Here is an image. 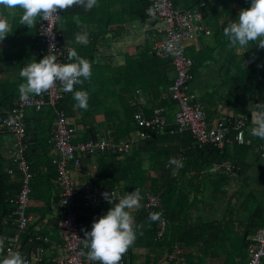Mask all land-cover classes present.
Masks as SVG:
<instances>
[{"label":"built area","instance_id":"2783aa9c","mask_svg":"<svg viewBox=\"0 0 264 264\" xmlns=\"http://www.w3.org/2000/svg\"><path fill=\"white\" fill-rule=\"evenodd\" d=\"M147 1L145 17L123 24V30L142 35L151 31V51L161 59L170 60L175 77L168 89L161 93L160 100L174 102L176 109L172 119L166 118L165 110L160 106L153 107L152 115L147 117L140 106L147 104L151 97L134 95L130 103L138 108L133 114L136 128L129 136L117 141L106 137L74 143L76 130L65 112L57 108L66 93L59 81L40 94H29L26 99L17 98L11 108L6 110L4 115H0V130L7 132L13 139L12 149L5 152L3 159H0V172L8 174L12 179L17 175L20 182L17 197L9 202L12 206V215L16 219L17 232L8 238L3 250L6 254L8 248L18 249L22 244V235L32 230L37 246L32 248L28 257L23 258V264H100L98 260L92 261L86 256L87 249L83 246L81 238L88 227L79 219L77 210L80 206L106 208L111 205L101 195L105 191L103 186L79 182L72 176L71 168H78L83 158L98 157L103 154L120 158L128 154L136 143L150 141L153 136L166 133L171 136L187 134L193 140V147L198 148L211 145L223 150L235 144L251 143V140L246 138V134L254 135L252 129L257 126L252 113H250V121L243 113H230L224 119L220 118L212 122L208 119L196 93L190 89L193 61L186 53L185 44L201 35L212 33L200 12L204 4L200 3L192 9H184L175 7L171 0ZM55 14L58 16L40 19L34 50L38 60L51 51L50 44L55 45L53 51L60 61H66L68 49L73 48L61 28L62 9L57 8ZM258 47L262 46L258 45ZM44 106L50 108L54 115L49 162L55 170L53 185L57 190L55 211L59 245L43 236L40 233L41 226L36 224L34 218L27 213L31 205L33 174L27 160L29 146L25 139L24 116L27 110L32 108L41 110ZM107 135H110V131H107ZM186 149L180 147L177 155V159L182 161V164L185 161ZM255 152L264 154V138L261 137ZM215 169L228 178L234 177L239 171V167L229 159L216 164ZM108 191L115 200L124 193V190L117 186ZM142 198L145 212L160 208L162 205L160 195L158 193L153 195L150 190H147ZM166 223L165 218H160L156 230V238L159 240L164 237ZM248 241L246 264H261L264 257V227L257 229ZM184 254L181 247L174 245L156 264H186ZM119 264H128L127 256L122 254Z\"/></svg>","mask_w":264,"mask_h":264},{"label":"crops","instance_id":"0c3cea01","mask_svg":"<svg viewBox=\"0 0 264 264\" xmlns=\"http://www.w3.org/2000/svg\"><path fill=\"white\" fill-rule=\"evenodd\" d=\"M171 1L173 2V4L177 5H175L176 7L179 8H190L197 3V0ZM203 1L204 0H202L201 2ZM208 1L214 2V0ZM97 2H99V0H97ZM96 5H94L91 9H85L82 4H73L72 6L64 8L67 12L66 17L63 16L61 20V28L67 35L69 42H72L71 44L73 48L78 49L82 47H89L93 37L96 35V32H98L96 29V23L100 21L99 18H97V16L95 15L96 10L94 7ZM120 9H122V4L119 0H116V2L113 3L111 10L119 11ZM219 11L220 8L218 6L217 12L219 13ZM21 13L22 9H20L19 6L0 8V15L6 16L8 18L11 27V32L6 34V37H4L3 40H0V98L2 97V95L10 94L12 91H14V93L16 94H19L18 85L23 80V78L19 75L20 69L25 64L34 59L33 57H31L32 55H34L33 51V54L31 56H26V54H28V50L30 49L31 45L35 44L34 27L36 26L39 18H37V21L34 24L28 26L21 23ZM123 24L125 23H122L121 25L111 24L109 25L110 27L108 26V28H110L108 31L106 30L103 35H99L94 45L97 47L93 58L94 64L106 65L111 67L112 69L118 70L124 65L125 55L130 46L144 47L146 45L145 36H141L138 33L125 32L123 30ZM80 32H87V44H81L76 40V35ZM214 37L215 36L202 37V41H205V43H207L209 48L212 50V54L210 57H206V60L203 61V64L197 70V75H199L197 88H199L201 93V95L199 96V92L197 91L198 97L202 98V100L200 99V102L202 103L208 119L212 122L224 117L226 114L235 113V111H233L232 109H228L226 108V106H224V104H226V102L223 101L225 98L221 100L217 98V95H219L218 93L213 94V99H210V101H208L209 97L211 96V94L207 93L210 92V88L206 89L207 85L209 84V76L212 75L215 77V72L218 73L220 68V65H218L216 62L218 56H216V51L219 50V46L216 43ZM202 38H199L195 42L186 43L188 54L191 55L200 51V42H202ZM150 46L151 44L146 47L149 48ZM79 51L84 52V50H78L77 52L79 53ZM169 71L174 76V71L171 67L169 68ZM107 75L108 72L104 71V77H107ZM100 76L103 77V72L100 73ZM98 86V84H94L89 88L87 108H80L77 106V103H74L73 109L70 107V110H66L68 120L76 130V138L79 139L84 136L85 138H90L93 135L98 138L109 137L114 141L125 138V134H122L121 132L122 130H118V128L120 129V125L117 122L118 114L110 113L111 111L120 109L119 102L115 98H108L103 95L104 91L99 90L100 87ZM221 88L222 90L226 89L223 87ZM94 92L97 93V96L95 94L94 96L91 94ZM131 95L132 94L124 93L123 98L127 102V105L129 104L130 107H133L129 102L131 100ZM213 100H216V105ZM253 102L254 104L257 103L256 101ZM252 103H249V106L247 108L248 110H250V113L254 111L253 108H250ZM155 105H158V103H156ZM47 111L48 108L45 110L43 115L48 116ZM255 111L257 115V110ZM26 116L28 118L30 116V112H28ZM172 116L173 113H171L168 118L171 119ZM42 120L43 122H41ZM32 124L33 126L35 125L36 128L40 130V132L44 131L41 134L42 138L46 139L47 136L50 135L49 132L51 131V123L46 120V117L38 116L36 118V121H34ZM107 131H110L109 136L107 135ZM12 140L13 139L11 135H9L5 131L0 130V159H3L5 152L12 149ZM158 146H163V148H166V150L174 154L175 152H177V150L175 149L179 147V142L174 140L172 142L159 143ZM124 157L121 156L120 158H113L109 157L107 154H103L98 157H85L82 159L78 168H71V173L75 180L79 182H88L94 186H98V183L96 181L98 162L101 160L105 164H107V166H110L118 161H123ZM175 157L177 158V155ZM263 157L264 154L260 155L253 152L252 155L248 154L246 156L245 161L249 166L250 164L252 165V163L257 165V162H260V164L258 165L259 167L263 166L264 164ZM27 160L30 163L31 168L32 165H34L33 169L35 174L32 181V183L34 184V188H32L31 205L27 210V213L34 218L36 224H39L41 226V234L48 237L56 245H59L60 238L56 229L57 215L55 211V204L57 202V190H55L54 188L52 179L55 170L54 168L49 167L48 161L45 162L43 152L33 151L32 153H29L27 155ZM184 164L182 167H184L187 163L185 165ZM206 167L202 170L200 169L201 167H197L195 169H187L183 178L179 179V181L177 180V186H181V192H184V195L186 196H191L190 200L192 202L189 201L190 211L187 210L185 214L181 213V215H179V217L173 221L167 219L168 227L166 234H168V236L170 237L177 233L181 234L187 230H193V234H197V240L195 242L188 243L187 245H182V248L185 252L187 264L188 261L191 264H224L226 260H229L230 263L228 264H246L248 256L245 249L243 250L244 252H241L239 255L235 256L233 260H231L232 257L229 255H231V253H234V251L236 252V247H239V244H237V242L238 240H240L239 238H242L245 228H247V223L243 220H233L232 216H230L229 214L224 215L222 218H220L219 216L206 215L204 213L208 204H206L204 198L199 200L200 202L197 200L198 196H203L201 192H207L211 188H213V191H219L225 186L226 189L230 184L233 186L234 191L236 192L239 189L240 185V189L242 188V184L237 185V181L231 182L230 180L226 181L227 183L225 181L223 183H220L217 178H213L212 176H210L209 178L208 175L211 171L214 170L209 168V166ZM243 171L245 172V170ZM174 173L176 172L174 171L173 174ZM153 175L155 176L154 173L152 174V176ZM49 182H52V184L49 185ZM244 182V190L252 191V188L246 187L251 183L250 179H245ZM115 185L124 191L131 190L130 187L128 188V186L122 182H117L115 183ZM149 186L150 185L148 182L144 183V187L149 188ZM18 187L19 182L17 175L15 177V180H8L6 188L8 189L7 192L10 198H13L17 195ZM181 195L182 194L179 193V197H181ZM250 195L251 192H248L249 197ZM260 198L261 197H259V199ZM212 200H215L214 195L209 198L210 202H212ZM254 200V202H256V199ZM196 202L197 205L194 206ZM210 207L212 206L210 205ZM108 208L80 206L78 207L77 214L79 219L85 222L88 229H90L91 221L106 212ZM142 209L143 198H141L139 206L131 210L135 223L141 225V227L137 230V236L133 244L126 250V252L123 253V255L127 256L128 264H156L167 253V249L165 246L160 248L153 247L145 239L144 234L146 233L147 225L150 226L151 229L152 226L150 225L151 221L142 219ZM255 230V228L250 229V231L246 235V243L251 235L255 232ZM16 232V219L12 215L11 206H9L7 209V213L4 215V217H2V219H0V242H2V244H0V247H2V249H4V246L7 244L8 238L16 234ZM33 236L34 233L32 230H29L28 233H24L22 235V244L18 247V250L21 252L23 258L28 257L31 253L32 248L37 246V243L34 241ZM190 253L192 254L190 255ZM55 254L57 255L58 253Z\"/></svg>","mask_w":264,"mask_h":264},{"label":"trees","instance_id":"16d2710c","mask_svg":"<svg viewBox=\"0 0 264 264\" xmlns=\"http://www.w3.org/2000/svg\"><path fill=\"white\" fill-rule=\"evenodd\" d=\"M119 1L122 4V9H120L119 11L111 10L113 3L116 2V0H99V2H97L98 4L94 7L96 10L95 15L97 16V18H99L100 21L96 23V29L98 32H96V35L93 37L89 47H82L78 49L75 48L77 51L84 50V52L79 51V54L90 61L92 72L89 78H81L84 80L83 84L74 85V88H83L88 92L90 87H92L94 84H98V87H100L99 90L104 91L103 95L108 98L112 97L117 99L120 104V109L114 110L113 112L111 111L110 113L118 114L117 122L120 125V129L118 128V130H122V134H125V137H127L136 128L133 121V114L138 110V108H135L134 106L130 107L129 104L127 105V102L123 98L124 93L132 94L135 91H139V95H142V97H151L147 105L140 106L141 110L146 113L147 117H150L152 115V109L155 106L164 108L165 115L169 117L171 115V112L169 110L172 106L175 105L170 100H160V96L161 92L171 85L174 76L169 71V68H172L170 61L158 59L153 54H150V47H146L151 44V31H147L144 33V36L146 37V45L144 47L130 46L128 48L125 55V63L118 70L112 69L108 66L106 67V65H96L93 63L94 54L97 49V47L94 46L95 42L98 39L99 35H103L106 30L108 31L110 29L108 28L109 25H121L122 23L133 22L145 17V10L148 6L147 0ZM201 1L202 0H197V3L195 5L190 8L184 9H191L197 4L201 3ZM202 3L204 4V7L200 9V12L202 14L203 21L205 22V24L207 23L206 25L213 31L211 36H215L214 38L219 46V49L222 50L223 48L225 52V58H223V61L221 62L219 72H215L216 76H222L223 78L221 77L218 82L213 83L212 85H207L206 89L210 88V92L207 93L211 94L209 99H207L208 101H210V99H213V94L218 93L219 95H217V98H219L220 100L225 98L223 101L226 102V104H224V106H227L226 108L232 109L233 111L236 110V114H245L248 118V121H250V110L247 109L249 103L253 101L259 103L264 102V46L258 47V44H255L258 43V41L250 42L249 48L246 49L247 53L244 55L240 54L243 55L242 57L240 55L238 56L234 53V49L237 46L228 47L227 38L222 31L223 26L236 18L235 16L238 14L239 10L242 7L248 6L249 0H214V2L204 0ZM173 5L175 6L176 4ZM218 6L220 8L219 13L217 12ZM66 12L67 11L65 9H62V15L64 17H66ZM39 22L40 18L36 26L34 27L35 44L31 45L26 56H31L36 48L37 28ZM202 40L203 38L201 39V41ZM200 45L201 48L198 53H193L191 55L189 54L193 61V67L191 70L192 79L189 82L191 90L193 85H195L192 80L194 79V76L197 75L198 67L203 64V61L206 60V57H210L212 54V50L209 48L207 43H205V41L200 42ZM238 49L244 50L240 47ZM31 57L36 58L35 55H32ZM246 61H250L247 66L244 65ZM104 71L108 72L107 77H104ZM101 72H103V77L100 76ZM221 87L228 90H222ZM94 93L91 94L94 96ZM108 93H110L109 96ZM18 97H20V95L14 93V91H12L8 95H2V97L0 98V115H4V111L9 110ZM198 100L201 101L202 98L200 100L198 97ZM131 101H133L132 97L129 102ZM74 103H76V101L73 99L72 93L66 92L62 100H60V102L58 103L57 108L62 109L67 115V109H69L70 107L73 109ZM156 103H158V105H155ZM216 104L217 102H215V105ZM47 108L48 107L44 106L41 110H35L34 108H32L26 111L24 116L26 131L25 139L26 143H28L29 146L27 155L29 153H32L33 151L43 152L45 162L48 161L49 167H51L49 162V151L51 145L50 138L52 135V121L54 120V115L50 108H48L47 111L48 116L43 115ZM28 112H30V116L27 118L26 115L28 114ZM229 114H226L224 117H222V119H224ZM38 116L46 117V120L51 123L50 135L47 136L46 139L41 137V134L44 131L40 132V130H38L36 126H33L32 124L34 121H36V118ZM41 122H43V120ZM246 138L251 139V143L249 145L235 144L232 147H225L223 150H219L211 145H205L202 148H198L196 146L193 147V140L187 134L184 136H171L168 135V133L158 134L153 136V139L150 141L136 143V148L134 147L131 152L125 155V157L123 156V161H118L115 164L112 163L113 165L107 166V164L100 160L98 162V168L96 171V181L98 183L97 185H101L103 186L104 190H108L116 186L115 183L121 181L122 183L127 185L128 188L139 187L140 192L143 194L147 190V188L144 187V183L148 182L150 185V193L153 195L156 193H160V199L163 204L161 211L151 210V212L158 211L160 213V216L163 215L164 217H166V219L173 221L178 218L181 213L185 214L187 211L185 206L186 199L183 196L179 197V193H181V186H177V180L179 181V179L184 176L187 169H195L197 167H201L200 169L202 170L206 166H210L213 163L221 162L226 159H229L234 164L244 168V166L247 165L245 161L246 156L248 154L252 155L261 141L260 136L252 137L246 134ZM88 139L96 140L99 138L94 135L90 138H85L84 136L80 139H77L75 137L73 142H84ZM174 140L179 142V147L175 149L177 150V152H175L174 154L166 150V148L158 147L159 143H167ZM180 147L187 148L184 161V163L187 164L185 165L183 163L185 166L181 168L179 167L176 169L174 167L172 170H166L165 163L168 162L171 157H175L176 155H178ZM109 157L114 158V156ZM166 164L172 165L170 163ZM29 166L34 178V165H32L31 168V165L29 163ZM174 171L176 173L173 174ZM153 173L155 174V176H152ZM54 178L55 172L52 179ZM8 180H12L11 177L6 173L0 172V219L4 217V215L7 213L8 207L11 206L9 203L10 200L15 199L18 195L17 193L15 197L12 196L13 198H10V196H8V189L6 188ZM224 181H228L227 177L225 178L221 176L219 182L223 183ZM51 184L52 182H49V185ZM32 188H34V184L31 182V190ZM19 189L20 182L18 192ZM250 196H252V193ZM253 198L256 199L254 195L252 197V202L254 201ZM262 198L264 197L262 196ZM262 198L258 199L259 202L256 201V203H254V206H249L248 216L244 218V221L247 223V228H245L242 238H240V240H238L237 242V244H239V247H236V252L234 251V253H231V255H229L232 257L231 260H233L234 257L239 255L241 252H244V249L246 250L247 243L249 242H245L246 235L248 234L250 229L264 227V205L261 203ZM149 213H146L142 209V219L151 221L150 225L152 226L151 229L150 226L147 225L144 237L153 247L160 248L165 246L168 252L174 245H178L182 248V245H187L188 243H193L197 240V234H193V230H187L181 234L177 233L170 237L168 236V234H166L163 240L155 238V227L158 219L150 220L148 218ZM191 254L192 253H190V255ZM228 263H230L229 260H226L224 262V264ZM188 264L191 263L188 261ZM262 264H264V261H262Z\"/></svg>","mask_w":264,"mask_h":264},{"label":"clouds","instance_id":"9594fccd","mask_svg":"<svg viewBox=\"0 0 264 264\" xmlns=\"http://www.w3.org/2000/svg\"><path fill=\"white\" fill-rule=\"evenodd\" d=\"M73 4H82L85 9H91L97 4V0H0V8L19 6V8L22 9V24L28 26L34 24L37 21V18L47 19L50 16H58L55 14L57 8L64 9L72 6ZM235 17V19L224 25L222 29L223 34L227 38L228 47L239 46L240 48L246 50L249 48V43L255 41H258V43L255 44L264 46V0H249L248 6L242 7ZM8 33H10L8 18L0 15V40H3L5 35ZM140 35L144 36V34ZM211 35L212 33L210 35H201L198 38L186 43L195 42L202 36ZM76 40L81 44H87V32L77 33ZM49 47L51 49L49 53L43 55L39 60L34 58L29 63L21 67L19 75L23 78V80L18 85L20 97L26 99L29 94H40L50 89L57 81H59L62 84L64 91L72 93V97L76 101L78 107L87 108L89 93L83 88H74V85L83 84L84 80L81 78L87 79L91 76L92 66L90 61L81 56L75 48H69L67 51V60L60 61L57 59V56L53 51V49H55V45L50 44ZM151 47L152 37L149 52L154 55L151 51ZM185 50L187 55L190 57L186 48ZM154 56L157 57L156 55ZM157 58L161 59L159 57ZM161 60L165 61L167 59ZM247 62L244 64L245 66L250 63V61ZM168 87L162 92H165ZM193 92L196 93L195 91ZM139 93V91H135L132 93L131 97L139 95ZM196 95L198 98L197 93ZM255 106L257 109V126L252 129L254 135L248 133L247 135L252 137L260 136L264 138V102H260ZM166 118H168V116H166ZM254 153H256L255 150ZM257 154L262 155L261 152H257ZM169 163L175 165L176 167L183 166L182 161L175 157H171L169 159ZM131 189L133 190L130 192L124 191L118 200H115L111 192L108 190L101 193L102 197L106 199L111 206L106 212L91 221L90 229L84 230V236L81 238V242L87 249L86 256L89 260H98L100 264H119L122 254L126 252L136 239L137 230L141 227V225L135 223L131 210L139 206L141 198L145 193L142 194L139 187ZM147 190H149V188H147ZM158 194L160 195V193ZM162 207L163 204L160 208H155L153 210L161 211ZM162 217L163 216H160L158 211H150L148 214V218L150 220L158 219L155 227L156 230L160 218ZM166 231L164 237L166 235ZM0 244H2V242H0ZM0 264H23V256L18 249L13 248H8L6 254H3V249L0 247Z\"/></svg>","mask_w":264,"mask_h":264},{"label":"rangeland","instance_id":"374dc122","mask_svg":"<svg viewBox=\"0 0 264 264\" xmlns=\"http://www.w3.org/2000/svg\"><path fill=\"white\" fill-rule=\"evenodd\" d=\"M238 48H239V46H237L234 49V53L236 55L239 56L240 54L244 55V54L247 53V50H240ZM216 56H217V59H216L217 64L221 65V62L223 61V58H225L224 49L222 48V50L221 49L217 50L216 51ZM36 60H38L37 57H36ZM209 77H210L208 79L209 80V84L212 85L213 83L218 82V80H220V78L222 76L219 77L217 75V76L214 77V76L210 75ZM198 80H199V75H195L194 79L192 80L195 83V85H193V87H192V90L195 91L196 93L198 91L199 92V96H200L201 95L200 90H199V88H197L198 87V82H199ZM258 103L259 102L255 103V104H258ZM255 104L253 102L252 105L250 106V108L254 109V111L252 112V116H253V120L256 122L257 115H256V111L255 110H257V109H256ZM175 109H176V107L172 106L169 111L171 113H173L175 111ZM158 147L163 148V146H158ZM166 163H169V161L166 162ZM166 163H165V168H166V170L168 169V171L172 170L174 167L176 169L179 168V167H176L173 164L167 166ZM218 163L219 162H216V163H214V164L209 166V168L214 170V171H211V172H214V173L210 172V174L208 175L209 178H210V176H212L213 178H217L218 180L221 179V176L226 178L225 175L221 174L219 171H217L215 169V165L218 164ZM259 164H260V162H257V165L252 163L253 166L251 164H250V166L249 165H245L244 169L239 166L240 171H238L237 174L234 177H232V178H228L227 177V179L230 180L231 182L237 181V185L238 184H242V188L240 189V187H241V185H240L239 189L236 192L234 191L233 186L230 185V184L228 185V187L226 189H225L226 186L224 185L225 187L223 189L219 190V191H213V188H211L207 192L206 191L201 192L203 194V196H205V197L198 196L197 200L199 201V200L204 198L205 201H206V204H208L204 214L213 215V216H219L220 218H222L226 214H229L230 216H232L233 220L236 219V221H240V220L244 221V218L248 216L249 206L250 205L254 206V201L255 200L252 203L253 195L255 196L257 202H259V200H258L259 197H261V198H262V196L264 197V164H263V166H259L260 168L258 167ZM243 170H245V172ZM193 171H195V170H193ZM246 174H250V175H246ZM246 177H248L250 179V182H251L246 187L247 188H252V191L244 190L245 189V182L244 181H245V179H247ZM119 183H121V181ZM234 192H235V194H234ZM248 192H251L252 196L249 197L248 196ZM259 193H260V195H259ZM181 194H182L181 196H183L186 199V204H185L186 209L190 211V208H189L190 203H189V201L192 202L190 200L191 196L184 195V192H181ZM213 195L215 197V200L210 202L209 198L212 197ZM247 197H249V198H247ZM262 199H264V198H262ZM229 200H230V202H229ZM261 203L264 205V200H262ZM196 205H197V202L194 204V206H196ZM210 205L212 207H210ZM193 209H194V207H193ZM161 216H163V215H161ZM166 227H168V222H167Z\"/></svg>","mask_w":264,"mask_h":264},{"label":"bare ground","instance_id":"6f19581e","mask_svg":"<svg viewBox=\"0 0 264 264\" xmlns=\"http://www.w3.org/2000/svg\"><path fill=\"white\" fill-rule=\"evenodd\" d=\"M148 3V2H147ZM190 7V6H189ZM12 11V10H11ZM14 13V12H13ZM16 14V13H15ZM22 23V22H21ZM89 24V23H88ZM207 24V23H206ZM11 28V27H10ZM13 28V27H12ZM66 29V28H65ZM19 31H21V30H19ZM11 32V31H10ZM15 33H16V31H15ZM10 35V34H9ZM8 35V36H9ZM6 37V36H5ZM75 38V37H74ZM72 43V42H71ZM262 50V49H261ZM92 52V51H91ZM93 55V54H92ZM210 55V54H209ZM242 56V55H241ZM24 60H25V58H24ZM91 60V59H90ZM213 60V59H212ZM93 65V64H92ZM105 67V66H104ZM107 67V66H106ZM109 67V66H108ZM199 68V67H198ZM204 74V73H203ZM202 74V75H203ZM99 75V74H98ZM98 80H100V79H98ZM104 84H106V83H104ZM256 84V83H255ZM113 86V85H112ZM118 86V85H117ZM261 86V85H260ZM253 87V86H252ZM264 87V86H263ZM109 88V87H108ZM204 88V87H203ZM260 88V87H259ZM254 91H256V90H254ZM107 92V91H106ZM252 93V92H251ZM93 94V93H92ZM95 94V93H94ZM109 94L110 93H108V96H109ZM263 94V93H262ZM261 94V95H262ZM95 95H97V94H95ZM264 97V96H263ZM199 99H201V98H199ZM111 100V99H110ZM151 104V103H150ZM145 105H147V104H145ZM143 107H145V106H143ZM227 107V106H226ZM9 108V107H8ZM243 108V107H242ZM148 109V108H147ZM223 109V108H222ZM236 111V110H235ZM87 112V111H86ZM113 112V111H112ZM146 112V111H145ZM246 113V112H245ZM146 114V113H145ZM247 114V113H246ZM221 115V114H220ZM49 118H50V116H49ZM48 125V124H47ZM39 128H40V126H39ZM36 130V129H35ZM31 131V130H30ZM40 133V132H39ZM50 133V132H49ZM118 133V132H117ZM84 135V134H83ZM90 136V135H89ZM122 137V136H121ZM49 138V137H48ZM80 139V138H79ZM253 141V140H252ZM48 142V141H47ZM254 142V141H253ZM259 143V142H258ZM252 146V145H251ZM236 147H238V146H236ZM227 151V150H226ZM237 155H238V153H237ZM232 157V156H231ZM255 157V156H254ZM262 157V156H261ZM234 158V157H233ZM238 158V157H237ZM236 158V159H237ZM264 158V157H263ZM235 162V161H234ZM238 163V162H237ZM240 163V162H239ZM245 165V164H244ZM241 167V166H240ZM242 168V167H241ZM244 169V168H243ZM242 173V172H241ZM205 176V175H204ZM227 177V176H226ZM249 177V176H248ZM248 177H247V179H248ZM230 183V182H229ZM223 193V192H222ZM263 200V199H262ZM213 201V200H212ZM229 202H230V200H229ZM255 203V202H254ZM229 205V204H228ZM259 205H261V204H259ZM203 206V205H202ZM237 212V211H236ZM224 215V214H223ZM37 222V221H36ZM41 233V232H40ZM9 237V236H8ZM240 239V238H239ZM172 246V245H171Z\"/></svg>","mask_w":264,"mask_h":264}]
</instances>
